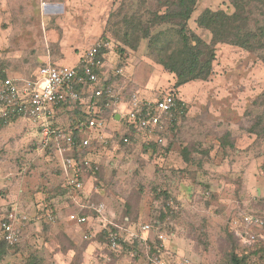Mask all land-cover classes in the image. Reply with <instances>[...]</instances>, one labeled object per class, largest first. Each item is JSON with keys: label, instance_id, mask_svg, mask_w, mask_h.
I'll use <instances>...</instances> for the list:
<instances>
[{"label": "rangeland", "instance_id": "1", "mask_svg": "<svg viewBox=\"0 0 264 264\" xmlns=\"http://www.w3.org/2000/svg\"><path fill=\"white\" fill-rule=\"evenodd\" d=\"M171 1L0 0V80L33 78L48 58L60 63L72 55L62 63L71 65L94 42L108 39L112 49L105 72L114 92L126 98L138 92L150 99L170 93L186 110L170 123L163 144H148L141 135L123 145L112 123L108 136L88 149L86 190L94 202L106 205L107 225L122 228L126 238L140 234L143 224L154 228L143 234L148 248L129 243L122 252L112 251L98 229L90 232L65 219L71 208L60 162L43 144L39 128L26 119L1 127L0 219L19 214L23 237L0 264H155L150 255L157 250L162 264H229L231 254L245 256L248 264H264L261 54L220 44L214 75L175 88V74L164 69L163 57L141 31L151 28L150 20ZM51 6L58 12L48 13ZM207 9L232 14L234 8L230 0H198L188 28L209 44L211 34L202 23ZM139 20L140 30L131 29ZM180 21L171 17L152 27L151 35L164 32L162 39L175 43ZM118 69L123 73L116 74ZM76 111L63 108L56 126L74 128L82 115ZM113 116V111L106 114L109 122ZM50 211L54 222L48 219Z\"/></svg>", "mask_w": 264, "mask_h": 264}, {"label": "built area", "instance_id": "2", "mask_svg": "<svg viewBox=\"0 0 264 264\" xmlns=\"http://www.w3.org/2000/svg\"><path fill=\"white\" fill-rule=\"evenodd\" d=\"M112 49L108 39L95 42L83 55L76 66L46 64L30 79L6 78L0 83V121L10 122L26 119L41 129L43 144L51 146L55 157L60 162L61 180L65 191L67 208H71L67 221L80 226H88L89 231L97 233L107 231V241L112 251L128 250L129 243H138L148 248V239L144 233L154 232L151 224H143L140 234L123 236L119 226L109 228L107 208L103 202H94L85 191V173L90 166V159L81 157V151L93 147L94 141L106 138L109 130L107 109L119 114L124 127L135 135L141 134L148 144L164 143L163 135L179 111L176 97L170 93L162 98L150 99L136 92L129 98L114 92L106 79L105 68ZM116 74L123 73L116 70ZM80 104L83 119L72 129L57 127L56 115L59 109L69 104ZM115 118V117H114ZM78 139H76V134ZM129 137L122 136L124 144H130ZM48 219L54 222L53 212H48ZM0 224V239L8 246L20 244L23 232L20 226L21 217L12 212L4 216ZM247 223L261 225L252 218ZM86 239L88 236L86 235ZM153 253L151 261L162 264L157 253ZM188 262H186L187 264Z\"/></svg>", "mask_w": 264, "mask_h": 264}, {"label": "trees", "instance_id": "3", "mask_svg": "<svg viewBox=\"0 0 264 264\" xmlns=\"http://www.w3.org/2000/svg\"><path fill=\"white\" fill-rule=\"evenodd\" d=\"M198 0H172L170 7L160 15L155 16L149 23L151 28L167 22L171 17H180V28L176 30L178 41L173 43L163 40L164 32L151 35V28H142V37L149 39L150 46L159 51L163 57L160 63L164 69L176 76L175 88H180L193 81H207L214 75L213 63L216 60V47L220 44L230 45L248 52H259L264 64V0H230L234 12L228 14L223 10H205L202 23L211 34L208 44L188 28L189 20L195 11ZM141 22L132 24L131 29L140 30ZM129 37V34H126ZM139 39V38H138ZM137 39V41H138ZM132 49H137L136 43L125 41ZM4 77L0 83L4 81ZM109 83V81H108ZM175 96V95H174ZM179 111L185 112V106L177 101ZM69 104L63 107H68ZM77 113L81 112L80 104H74ZM113 109H107L110 114ZM114 112V111H113ZM173 119L175 123L178 116ZM115 117V114L114 116ZM9 122L0 121V128ZM76 139H78V134ZM123 144V143H122ZM86 155V150L81 151V157ZM103 235L107 231L101 232ZM11 247L0 241V261ZM25 264H39L30 260ZM229 264H248L247 258L231 254Z\"/></svg>", "mask_w": 264, "mask_h": 264}, {"label": "crops", "instance_id": "4", "mask_svg": "<svg viewBox=\"0 0 264 264\" xmlns=\"http://www.w3.org/2000/svg\"><path fill=\"white\" fill-rule=\"evenodd\" d=\"M59 10H62V9H59ZM46 11L48 12V13H56V12H58V8L57 7H50V8H48V9H46ZM97 42V41H96ZM95 43V42H94ZM93 43V44H94ZM92 44V45H93ZM90 48V47H89ZM88 48V49H89ZM87 49V50H88ZM86 50V51H87ZM86 51H84L83 53H80L79 54V56L76 58V61L74 62V63H72L70 66H76V65H78V63H80L81 62V59H82V57H83V55L85 54V52ZM72 55H67L66 56V59L64 58H62V59H60L59 61H60V63H53L52 62V59L51 58H48V60H46V63H45V65L46 64H54V65H63L62 63H66V62H68L72 57H71ZM50 59V60H49ZM65 65V64H64ZM66 65H69V64H66ZM39 70V69H38ZM38 72V71H37ZM36 72V73H37ZM10 75H15V72H10ZM14 78V77H13ZM15 79V78H14ZM26 79H28V78H26ZM108 81H109V79H107ZM68 108V107H67ZM65 109V108H64ZM75 109V108H74ZM61 110H63V109H59V111H58V113L61 111ZM80 113H82V115H81V119L78 121V122H80L82 119H83V111L81 110V112ZM13 121H15V120H12V121H10L9 123H12ZM77 122V123H78ZM8 123V124H9ZM115 124L116 126V130H114L115 131V133L118 135V136H120V141H119V143H123L122 141H121V137L123 136H126V137H129L130 139L129 140H131V143L130 144H132L133 143V141H135V139H137V138H140V136H141V134H137V135H135L134 134V132H131L130 130H128L127 131V129L124 127V125H123V123H122V120H121V118H120V115L119 114H116V116H115V118H114V120L113 121H111L110 123H109V129H111L112 128V125L113 124ZM7 125V124H6ZM37 126V125H36ZM38 127V126H37ZM39 128V127H38ZM39 131L41 132V129L39 128ZM130 144H127V145H130ZM123 145H126V144H124L123 143ZM53 155H55L54 153H53ZM91 155V152L90 151H88V149L86 150V155L85 156H90ZM87 174L85 173V191H86V194L89 196V194L87 193V186H86V182H87V176H86ZM60 177H61V172H60ZM62 179V178H61ZM62 184H63V181H62ZM63 187V186H62ZM63 189H64V187H63ZM91 197V199H92V196H90ZM92 201H93V199H92Z\"/></svg>", "mask_w": 264, "mask_h": 264}]
</instances>
